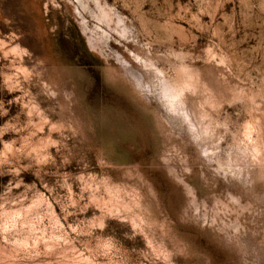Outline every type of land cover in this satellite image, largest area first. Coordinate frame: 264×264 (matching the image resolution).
Listing matches in <instances>:
<instances>
[{
	"label": "rangeland",
	"instance_id": "obj_1",
	"mask_svg": "<svg viewBox=\"0 0 264 264\" xmlns=\"http://www.w3.org/2000/svg\"><path fill=\"white\" fill-rule=\"evenodd\" d=\"M0 264H264V0H0Z\"/></svg>",
	"mask_w": 264,
	"mask_h": 264
}]
</instances>
